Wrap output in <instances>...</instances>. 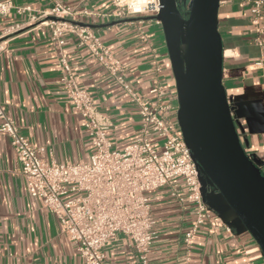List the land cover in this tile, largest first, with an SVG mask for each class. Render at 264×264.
<instances>
[{
  "label": "crops",
  "instance_id": "0c3cea01",
  "mask_svg": "<svg viewBox=\"0 0 264 264\" xmlns=\"http://www.w3.org/2000/svg\"><path fill=\"white\" fill-rule=\"evenodd\" d=\"M13 8L0 18V109L29 142L42 147L41 157L56 162L87 160L94 148L83 116L73 108L60 80L65 58L78 85L86 88L96 109L111 122L107 137L121 149L139 134L137 106L89 51L65 34V44L33 19L51 6L49 0H10ZM93 14L75 15L119 60L124 78L143 98H153L160 83L167 118L176 123L175 82L160 23L151 15L123 19L107 0H61ZM18 8H26L18 11ZM28 8V9H27ZM243 0H219L218 30L223 43V85L234 106L233 117L245 152L264 163V9L259 24ZM88 27V26H87ZM144 37V38H142ZM230 51V54L227 52ZM2 118L0 117V125ZM209 216L198 226L187 254L184 233L195 221V207L179 201L169 187L147 195L156 238L147 264H264L261 250L216 190L209 187ZM178 195L184 196L179 180ZM108 264H142L130 241L117 234L104 247ZM188 257V259H185ZM0 264H85L62 224L39 198L31 197L20 174L9 137L0 132Z\"/></svg>",
  "mask_w": 264,
  "mask_h": 264
},
{
  "label": "built area",
  "instance_id": "2783aa9c",
  "mask_svg": "<svg viewBox=\"0 0 264 264\" xmlns=\"http://www.w3.org/2000/svg\"><path fill=\"white\" fill-rule=\"evenodd\" d=\"M49 1L51 6L33 20L48 27L51 39L59 46L65 44V34H72L77 44L89 51L137 106L141 127L131 143L121 149L113 148L107 137L110 120L96 109L90 92L78 85L67 61L61 58L60 80L73 108L84 118L94 150L87 160H45L41 157L43 148L23 137L15 122L0 109V132L10 139L30 196L39 198L56 216L62 224V233L75 245L85 264H108L104 247L117 234L124 235L141 263L147 264L148 253L156 238V221L147 193L169 187L179 201L190 202L195 207V221L183 235L188 254L192 236L209 216V210L202 200L196 164L177 121L175 123L166 116L171 106L163 100L162 85L157 83L150 88L153 98L138 95L126 82L119 60L93 30L69 19L93 13L86 8L70 7L61 0ZM107 1L112 11L104 16L118 19L153 16L160 8L159 0H142L136 6L129 0ZM243 1L250 5L253 23L258 25L264 0ZM12 8L10 0H0V18L7 16ZM24 9L18 8V11ZM179 180L184 186V196L178 195Z\"/></svg>",
  "mask_w": 264,
  "mask_h": 264
},
{
  "label": "water",
  "instance_id": "95a60500",
  "mask_svg": "<svg viewBox=\"0 0 264 264\" xmlns=\"http://www.w3.org/2000/svg\"><path fill=\"white\" fill-rule=\"evenodd\" d=\"M159 21L177 99L176 121L188 147L208 210L216 190L259 246L264 262V175L245 152L223 85L219 0H159ZM81 26L94 27L76 22ZM182 47L185 48L182 52Z\"/></svg>",
  "mask_w": 264,
  "mask_h": 264
},
{
  "label": "bare ground",
  "instance_id": "6f19581e",
  "mask_svg": "<svg viewBox=\"0 0 264 264\" xmlns=\"http://www.w3.org/2000/svg\"><path fill=\"white\" fill-rule=\"evenodd\" d=\"M138 2H142V0H129L130 4H134L135 6L137 5ZM185 48L182 47V52H184ZM227 54H230V51L227 52Z\"/></svg>",
  "mask_w": 264,
  "mask_h": 264
},
{
  "label": "rangeland",
  "instance_id": "374dc122",
  "mask_svg": "<svg viewBox=\"0 0 264 264\" xmlns=\"http://www.w3.org/2000/svg\"><path fill=\"white\" fill-rule=\"evenodd\" d=\"M184 1H187V0H179V3L182 4V6H180L182 9H183V2H184ZM178 6H179V5H178ZM180 7H179V8H180ZM167 59H168V57H167ZM168 62H169V59H168ZM169 65H170V63H169ZM263 158H264V156H263ZM261 171L264 173V165L261 166Z\"/></svg>",
  "mask_w": 264,
  "mask_h": 264
},
{
  "label": "flooded vegetation",
  "instance_id": "af4514ba",
  "mask_svg": "<svg viewBox=\"0 0 264 264\" xmlns=\"http://www.w3.org/2000/svg\"><path fill=\"white\" fill-rule=\"evenodd\" d=\"M178 5H179V7L180 6H182V4L181 3H179V0H178ZM181 8V7H180ZM258 165H259V168H260V170H261V166L262 165H264V163L263 162H261V161H259V163H258ZM262 172V171H261ZM262 174L264 175V173L262 172Z\"/></svg>",
  "mask_w": 264,
  "mask_h": 264
},
{
  "label": "trees",
  "instance_id": "16d2710c",
  "mask_svg": "<svg viewBox=\"0 0 264 264\" xmlns=\"http://www.w3.org/2000/svg\"><path fill=\"white\" fill-rule=\"evenodd\" d=\"M180 9H181V11H183L182 8H180Z\"/></svg>",
  "mask_w": 264,
  "mask_h": 264
}]
</instances>
